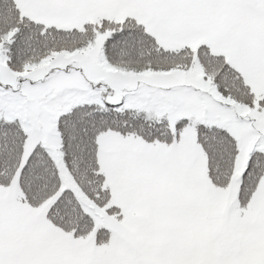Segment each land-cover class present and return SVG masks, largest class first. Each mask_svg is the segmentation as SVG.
Masks as SVG:
<instances>
[{"label":"snow or ice","instance_id":"6c2138e0","mask_svg":"<svg viewBox=\"0 0 264 264\" xmlns=\"http://www.w3.org/2000/svg\"><path fill=\"white\" fill-rule=\"evenodd\" d=\"M0 264H264V0H0Z\"/></svg>","mask_w":264,"mask_h":264}]
</instances>
